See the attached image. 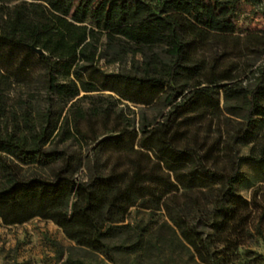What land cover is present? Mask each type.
I'll list each match as a JSON object with an SVG mask.
<instances>
[{
	"label": "trees",
	"instance_id": "trees-1",
	"mask_svg": "<svg viewBox=\"0 0 264 264\" xmlns=\"http://www.w3.org/2000/svg\"><path fill=\"white\" fill-rule=\"evenodd\" d=\"M241 8L240 0H0V199L72 195L61 223L96 231L134 206L163 209L200 264L264 237V194L257 202L236 190L242 160L264 181V64L250 85L235 81L247 54L264 53V34L235 33ZM112 64L126 65L104 69ZM32 82L42 106L6 104L2 87ZM222 111L239 119L206 145L199 129ZM239 144L251 145L247 155Z\"/></svg>",
	"mask_w": 264,
	"mask_h": 264
},
{
	"label": "rangeland",
	"instance_id": "rangeland-1",
	"mask_svg": "<svg viewBox=\"0 0 264 264\" xmlns=\"http://www.w3.org/2000/svg\"><path fill=\"white\" fill-rule=\"evenodd\" d=\"M18 1L8 0L10 4ZM240 2L242 8L236 17L235 33L239 36L248 32L264 34V0ZM245 58L247 60L240 65L241 72L245 71L235 81L250 85L258 75L257 69L264 64V53H250ZM125 65L112 64L104 69L116 70ZM2 92L6 104L14 108L25 102L42 106L45 99L44 91L36 82L28 86L11 83L2 87ZM87 101L85 99L82 104ZM128 107L138 116L143 112L149 118L160 117V112L155 109L131 104ZM238 119L222 111L218 119H213L210 124L206 121L199 129L202 140L210 145L220 135L223 138ZM250 146L237 145V153L247 155ZM240 171L245 179L236 186L237 193L247 200L255 198L261 202L264 181H255L252 166L243 160ZM82 175L80 170L76 177ZM72 200V195L63 194L55 201L46 202L24 192L1 198L0 264H200L191 249L180 240L163 209L150 211L134 206L123 221L96 231L81 221L68 225L61 223L63 214L70 211ZM256 224L257 220L253 225ZM259 227L264 231V223ZM199 230L211 232L207 226H200ZM254 234L253 240L238 250H224L225 257H221L218 264H264V237Z\"/></svg>",
	"mask_w": 264,
	"mask_h": 264
},
{
	"label": "water",
	"instance_id": "water-1",
	"mask_svg": "<svg viewBox=\"0 0 264 264\" xmlns=\"http://www.w3.org/2000/svg\"><path fill=\"white\" fill-rule=\"evenodd\" d=\"M37 54H42L43 53V51L41 50V49H38V48H36V47H34V46H30Z\"/></svg>",
	"mask_w": 264,
	"mask_h": 264
}]
</instances>
